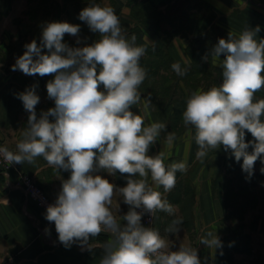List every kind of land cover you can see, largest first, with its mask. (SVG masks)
Here are the masks:
<instances>
[{
    "label": "clouds",
    "instance_id": "clouds-1",
    "mask_svg": "<svg viewBox=\"0 0 264 264\" xmlns=\"http://www.w3.org/2000/svg\"><path fill=\"white\" fill-rule=\"evenodd\" d=\"M79 19L99 33L91 45L70 47L62 42L64 35L78 36L80 26L49 22L42 29L41 43L26 44L16 59L13 71L54 76L46 89L55 106L37 116L40 97L35 87L20 93L18 98L29 113L27 126L17 151L0 147V157L8 166L33 164L43 157L49 166L70 171L45 213L66 248L77 241L88 245L92 237L107 232L113 238L105 245L100 264H201L196 247L180 245L174 251L157 229L141 223L145 212L174 214L157 189L162 186L165 192L171 191L176 173L187 170L185 161L166 165L162 152L148 155L166 125L146 126L145 116L131 110L141 102L138 89L147 71L140 60L146 46H137L135 35L125 36L112 7L92 3L80 11ZM259 31V26L247 27L238 37L229 33L227 39H219L211 55L222 69V83L193 91L182 113L184 125L195 129L198 159L203 162L208 150L223 146L237 162L242 159V170L249 176L258 158L264 164V99L255 100V93L264 88V38L257 39ZM221 55L223 60H219ZM171 67L178 76L186 75L179 63ZM150 104L145 98L146 114ZM246 131L253 141L245 142ZM174 140L175 134L169 133L167 145L171 147ZM102 172L128 174L126 185L111 183ZM117 193L129 206L120 217L123 224L110 208ZM181 223L173 221V225ZM200 243L209 249L222 247L216 232H208Z\"/></svg>",
    "mask_w": 264,
    "mask_h": 264
},
{
    "label": "crops",
    "instance_id": "crops-1",
    "mask_svg": "<svg viewBox=\"0 0 264 264\" xmlns=\"http://www.w3.org/2000/svg\"><path fill=\"white\" fill-rule=\"evenodd\" d=\"M132 1L71 0L67 3L65 16L51 22H68L80 26L78 36L64 35L62 42L70 47L91 45L100 38L99 33L92 32L79 19V13L88 5L98 3L114 8L128 39L135 35V30L140 29L144 41L153 46L160 16L166 14L177 0L168 4H162L163 0H140L139 4ZM188 3L190 6H198L187 25L169 44L171 56L184 69L191 64L187 53L188 45L212 27H221L239 36L245 28L254 29L259 26L257 39L264 38V0H188ZM29 6V0H0V140L14 152L17 151V143L23 138L22 133L29 116L18 98L19 94L35 87V92L40 97L36 106L37 116L55 106L54 101L48 98L46 89L47 82L54 79V76H32L18 69L12 70L16 59L25 52L26 44L33 40L37 44L41 43L42 29L47 24L44 17L32 20ZM77 40L80 41L79 44ZM42 51L46 53L47 49ZM219 60L223 58L219 57ZM213 63L219 66L217 60L213 59ZM183 89L189 96L184 84ZM198 89L202 90V87ZM100 90L103 91V86ZM256 94L261 96L264 93L259 90ZM144 102L145 98L141 94V102L131 110L145 116L146 126L153 122L167 126L173 106L159 111L148 107L146 114ZM167 136L162 130L148 155L155 156L162 152L166 165L185 161L187 170L176 173V185L171 191L165 192L162 186L157 189L162 198L173 206L174 214L157 211L155 224L143 226L157 229L173 245L174 251L180 245L196 247L201 264H239V255L242 253L226 251L235 230L232 227L233 220H226L227 208L224 201L227 191H220V188L223 170L228 168L227 170L234 171L242 163V159L237 162L231 151L226 152L221 146L218 150H208L202 162L196 155L199 149L194 138L195 129L191 126H179L171 147L166 143ZM253 139L246 131L245 142ZM248 151H253L251 146ZM202 168H205L203 177ZM70 174V171L49 166L43 157L36 158L33 164H15L8 174L0 173V264L10 257H14L17 264H100L105 255V245L113 238L110 233L101 232L92 237L88 245L82 246L77 241L66 248L58 239L54 222L47 221L46 212L18 187L22 176H30L55 202L63 181L69 179ZM101 175L119 187L126 185L128 176L119 172L115 175L102 172ZM136 178L139 179L138 176ZM188 183L193 191H178L180 186L184 187ZM149 184H152L150 176ZM216 188L219 190L216 191ZM110 208L121 224L126 223L120 217L127 213L129 206L123 203L118 193L113 196ZM174 220L182 223L173 225ZM208 232H216L222 242L221 248L209 249L200 243ZM245 256L252 260L255 258V254L251 253Z\"/></svg>",
    "mask_w": 264,
    "mask_h": 264
},
{
    "label": "trees",
    "instance_id": "trees-1",
    "mask_svg": "<svg viewBox=\"0 0 264 264\" xmlns=\"http://www.w3.org/2000/svg\"><path fill=\"white\" fill-rule=\"evenodd\" d=\"M174 0H163L162 4H168ZM134 4H139L140 0H133ZM197 5H189L188 0H182L180 3H175L170 11L160 16V20L157 26L156 42L153 46H149L145 41L140 29L135 30L137 46H146V53L140 60V65L146 69L147 76L144 82L140 85L139 90L147 92L145 98L151 100V104L148 106L154 110H164L170 106H173V112L170 116L166 129L163 130L164 135L169 133H178L179 126L184 125L182 119V113L186 107L187 96L186 91L183 89L185 85L189 95L202 87V90H208L213 86H219L222 83V69L213 63V56L211 52L219 39H227L229 31L221 27H212L208 31L201 33L187 47V53L190 57L191 64L186 68V75L178 76L172 69V64L176 63L169 51V44L189 22L193 11ZM234 37H238L231 33ZM220 58L224 59L221 55ZM182 68V67H181ZM184 69V68H182ZM264 93V88L261 89ZM264 99L263 95H257L255 93V100ZM264 119V117H262ZM264 158V154H262ZM240 163L233 172L236 173V177L227 178L225 181V187H222L224 191H227V196H231L234 191H248L255 188L257 184L261 183L264 173L261 172V168H264V164L261 163V159H257L254 164L253 174L251 176L242 170ZM257 168V170H255ZM231 172V171H230ZM221 181H223L221 179ZM235 183H238L239 187L235 189ZM178 191H193L192 187L185 185L179 187ZM225 196V206L227 210L233 211L234 203L227 201ZM232 208V209H231ZM232 214V212H231ZM232 250L243 253L241 244L234 243L231 245Z\"/></svg>",
    "mask_w": 264,
    "mask_h": 264
},
{
    "label": "rangeland",
    "instance_id": "rangeland-1",
    "mask_svg": "<svg viewBox=\"0 0 264 264\" xmlns=\"http://www.w3.org/2000/svg\"><path fill=\"white\" fill-rule=\"evenodd\" d=\"M29 1L31 19L35 20L44 17L47 23H49L55 19H59L61 16H65L67 13V3L71 0ZM180 2H182V0L176 1L177 4ZM139 92L144 98L147 96V92L141 90H139ZM227 169L225 168L223 170L221 187H225L227 178L236 177V173H238V171L230 172ZM204 170L205 168H202V177L204 176ZM255 170H257V168ZM234 185L237 190L239 187L238 183ZM218 190L219 189L216 188V191ZM220 191H224L223 188H220ZM227 201L234 203L233 211H230V214H228L229 210L226 212V220H228V222L233 220L232 227L235 230V234L227 244L226 251L232 250L231 245L234 243L241 244L244 250L242 253L243 255H239V264H264V176L262 177L261 183L257 184L255 188L248 191H234L231 193V196H227ZM237 232L239 233L238 235ZM250 253L255 254L254 260L245 256Z\"/></svg>",
    "mask_w": 264,
    "mask_h": 264
},
{
    "label": "built area",
    "instance_id": "built-area-1",
    "mask_svg": "<svg viewBox=\"0 0 264 264\" xmlns=\"http://www.w3.org/2000/svg\"><path fill=\"white\" fill-rule=\"evenodd\" d=\"M0 147H6L1 140H0ZM14 165L15 163L12 164L11 166H8V164L3 161V158L0 157V173L8 174L9 170L12 169ZM18 187L21 190H23L25 194L45 212L48 205L54 203L52 199L49 197V195L45 192V190L40 185H38L36 181L30 176L27 175L22 176L19 180ZM137 211H141V210L137 209ZM156 214L157 212L155 213L154 216H152L150 213L145 212L141 220L142 225H146V226L154 225L156 220ZM103 233H107V232H103ZM2 264H17V262L14 257H10Z\"/></svg>",
    "mask_w": 264,
    "mask_h": 264
}]
</instances>
